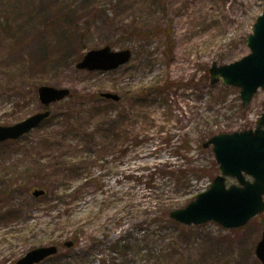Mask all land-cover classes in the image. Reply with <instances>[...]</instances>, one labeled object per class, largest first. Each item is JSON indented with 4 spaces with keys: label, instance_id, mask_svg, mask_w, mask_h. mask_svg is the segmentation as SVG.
I'll return each instance as SVG.
<instances>
[{
    "label": "rangeland",
    "instance_id": "obj_1",
    "mask_svg": "<svg viewBox=\"0 0 264 264\" xmlns=\"http://www.w3.org/2000/svg\"><path fill=\"white\" fill-rule=\"evenodd\" d=\"M263 11V0H0V126L50 112L0 144V264L52 245L58 253L40 264H262L264 212L238 229L188 226L170 213L219 175L203 145L254 130L264 112V90L244 107L240 88L210 76L213 63L250 54L246 40ZM160 27L171 39L156 34ZM107 46L129 50L130 62L110 72L77 67ZM44 86L70 94L46 106ZM95 129L96 144L87 137ZM66 153L86 170L70 181L78 195L53 202L51 193L52 203L33 196L36 176L61 170ZM180 170L187 175L178 180Z\"/></svg>",
    "mask_w": 264,
    "mask_h": 264
},
{
    "label": "water",
    "instance_id": "obj_2",
    "mask_svg": "<svg viewBox=\"0 0 264 264\" xmlns=\"http://www.w3.org/2000/svg\"><path fill=\"white\" fill-rule=\"evenodd\" d=\"M251 54L230 65H212L210 70L212 84L222 82L225 86L241 89L243 106L250 104L259 88L264 90V12L253 27V33L247 38ZM129 50L112 51L110 47L90 51L78 64L81 70L89 72H109L126 65L131 60ZM39 98L48 106L69 96L67 89L40 87ZM102 98L119 101L120 97L111 93L101 94ZM50 116L46 111L11 126H0V143L18 140L38 127ZM213 147L219 176L211 188L186 208L175 210L170 217L185 225H201L211 221L227 229H237L247 225L253 218L264 212V112L256 130L214 136L204 144V148ZM253 178V182L246 180ZM234 177L239 186L227 188L226 178ZM45 192L36 190V198ZM71 247L72 243L66 244ZM57 246L41 247L30 251L16 264H39L56 255ZM256 255L264 264V232L256 248Z\"/></svg>",
    "mask_w": 264,
    "mask_h": 264
},
{
    "label": "trees",
    "instance_id": "obj_3",
    "mask_svg": "<svg viewBox=\"0 0 264 264\" xmlns=\"http://www.w3.org/2000/svg\"><path fill=\"white\" fill-rule=\"evenodd\" d=\"M64 18H65L66 22L72 23V20H70V18L68 16H64ZM157 32L158 33H161V32L165 33V35L169 39H171V37H172V32H171V29L169 27H166V28L160 27L159 29H157L156 34H157ZM141 35L143 36L144 34H141ZM66 125L65 126L68 129L70 126V122H67ZM72 127H73V125L70 127V129L73 132L74 128H72ZM102 128H103L102 126L99 127V129H102ZM105 131H107V127L105 128ZM56 135L58 136L60 134L57 133ZM95 135H97L96 129L91 130V132L87 134L88 140H91L92 143H94V144H96L95 140L93 142V138L95 137ZM59 140H60V143H62V142L65 143L66 138L62 137ZM188 144H189V142H188ZM63 148L64 149L66 148L65 145ZM186 150L191 151V148L189 146H187ZM71 163H72V156H69L66 153V155L62 157V163H61L62 167H61V170H59L60 172L59 171L58 172L57 171L49 172V171L43 169L36 176L37 178H36V180H34L33 185H34V188H39V189L44 190L46 192L45 195L41 197L43 200H46L50 203H52V201L53 202L54 201L62 202V199H64V200L66 199V201H67V199L76 197L78 195L79 190L81 188H79V190L74 189L72 192H70V189H71V187L69 186L70 181L82 177V175L85 173L86 170L81 168V167H77V166L75 167ZM213 164L216 166L215 162H213ZM195 172H197V171L194 169V173ZM61 175H62V180L65 182V184H62V185H61L62 180L59 179L61 177ZM182 175L186 176L187 173L185 174L182 170H180V173H176L175 176H177V178L179 177L178 180H180V179L185 177V176L183 177ZM59 187L61 188V194H60L61 196H59V197L55 196L54 197L53 192H55ZM68 192H70V193L68 194ZM8 193L9 192L7 191V188H6L4 195L6 194V196H8ZM51 193H52V201L49 199V194H51Z\"/></svg>",
    "mask_w": 264,
    "mask_h": 264
}]
</instances>
